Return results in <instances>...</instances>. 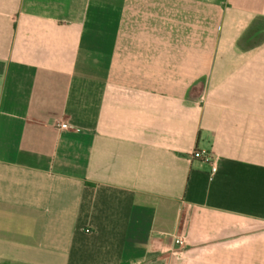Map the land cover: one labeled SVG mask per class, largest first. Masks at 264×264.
I'll return each mask as SVG.
<instances>
[{"label": "crops", "instance_id": "obj_1", "mask_svg": "<svg viewBox=\"0 0 264 264\" xmlns=\"http://www.w3.org/2000/svg\"><path fill=\"white\" fill-rule=\"evenodd\" d=\"M0 264H264V0H0Z\"/></svg>", "mask_w": 264, "mask_h": 264}, {"label": "built area", "instance_id": "obj_2", "mask_svg": "<svg viewBox=\"0 0 264 264\" xmlns=\"http://www.w3.org/2000/svg\"><path fill=\"white\" fill-rule=\"evenodd\" d=\"M61 129H69L70 126L68 124H61ZM192 159L194 160H202L205 163H208L211 165V174L214 175L217 170V156H215L211 151L207 150H195L192 154ZM178 244H182V240L179 238L177 239Z\"/></svg>", "mask_w": 264, "mask_h": 264}]
</instances>
